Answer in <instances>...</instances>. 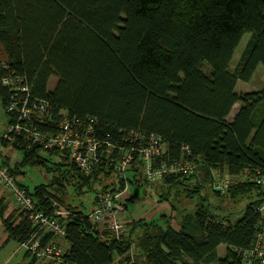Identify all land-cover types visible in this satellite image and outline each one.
<instances>
[{"label":"trees","instance_id":"1","mask_svg":"<svg viewBox=\"0 0 264 264\" xmlns=\"http://www.w3.org/2000/svg\"><path fill=\"white\" fill-rule=\"evenodd\" d=\"M247 33L251 38L231 71L235 50ZM0 46L2 60L28 77L33 96L52 103L55 119L63 110L71 116L96 117L99 138L116 144L112 158L129 145L124 133L138 130L159 134L166 143L155 167L183 158L198 164L192 174L166 175L160 182L169 188L181 185L183 192L195 196L206 188L213 190L215 172H264V88L242 94L236 90L238 80L250 81L264 64V0H0ZM54 77L58 82L50 90ZM10 94L0 87L4 108ZM238 102L241 106L229 120ZM8 146L0 142L1 162L16 177L21 164L48 167L50 158L41 149L14 145L25 154L20 164L10 165L3 153ZM45 153L61 158L56 167H49L54 175L50 183L31 191L18 180L34 196L38 209L48 210L54 199L67 205L50 188L53 184L62 195L71 188L83 194L126 185L118 174L120 183L97 189L93 177L113 174L111 166L100 164L87 177L67 154ZM129 172L130 186L149 184L143 164L135 163ZM164 185L157 188L160 201L169 200L162 192ZM256 189L257 199L235 223L215 213L202 196L191 211L172 204L179 211L180 229L163 214L157 221H134L122 240L101 231L84 208L67 205L72 215L66 221L69 248L62 264H246L244 251L254 243L264 187L238 184L228 191L236 195ZM0 218L9 240L23 244L33 238L35 227L27 212L20 207L8 212L1 195ZM57 238L42 233L39 245L57 243ZM221 245L227 247L225 256L219 255ZM26 255L32 256L28 264L39 259L30 250ZM117 256L123 257L120 262Z\"/></svg>","mask_w":264,"mask_h":264},{"label":"built area","instance_id":"2","mask_svg":"<svg viewBox=\"0 0 264 264\" xmlns=\"http://www.w3.org/2000/svg\"><path fill=\"white\" fill-rule=\"evenodd\" d=\"M0 87L11 92L5 107L9 123L0 142L6 141L12 147L20 146L27 150H55L67 154L87 177L92 175L97 166L105 163L126 179L124 188L96 192L88 214L91 221L101 231L106 230L112 238L122 240L127 235L128 229L122 215L132 198L128 176L135 163L143 164L145 178L151 184L160 182L169 174H192L198 167L189 158L170 165L161 163L159 167H155V162L166 152V143L159 134L146 135L138 130L124 133L123 138L129 145L126 148L120 147L119 155L112 158L116 144L111 139L99 138L96 117L71 116L63 110L59 112V118L55 119L52 103L48 99L33 96V86L28 77L12 69L5 60H0ZM183 150L188 155L191 154L189 146L184 145ZM18 180L10 167L1 162L0 157V191L10 193L12 200L27 212L35 227L33 238L36 239L32 238L22 245L39 259H49L50 264H62L65 254L63 246L51 241L41 248L39 236L48 232L64 238L66 221L72 215V210L58 199L51 201L48 210L38 209L34 196L26 187L19 185ZM238 184L264 187V172L246 168L240 175L226 173L215 177L213 188L224 195ZM257 210L260 221L253 246L244 251L246 264H264V199Z\"/></svg>","mask_w":264,"mask_h":264},{"label":"rangeland","instance_id":"3","mask_svg":"<svg viewBox=\"0 0 264 264\" xmlns=\"http://www.w3.org/2000/svg\"><path fill=\"white\" fill-rule=\"evenodd\" d=\"M251 38V33H247L243 36L239 46L236 48L230 69L231 71H234L236 66L239 63V60L241 58V55ZM5 54L3 53V49L0 46V59H4ZM204 69L208 71V66L204 64ZM58 82L57 78H51L49 82V89L53 90ZM264 88V64H260L251 78L250 81H242L238 80L236 90L238 93H246V92H253V91H260ZM241 103L238 102L230 116L229 120H232L235 116V114L238 112V109L240 108ZM9 123V115L6 113L4 105L2 103V100L0 98V138L5 133V130L7 129ZM4 157H9V163L10 165L15 166L16 164H20L23 160L24 156V150L16 149L12 146L4 147L3 148ZM48 158H50L48 167L46 166H25L22 167V164L20 166V170L18 171L21 174L18 178L19 180H22V183H24L26 186L29 187L31 191L35 189L36 186L41 184H49L52 177L54 178V175L52 172H50V168L56 167L55 162H61V158L57 155H51L47 154L45 152H41ZM8 160V158H5ZM50 167V168H49ZM22 168V169H21ZM223 175L220 172H215V177H219ZM120 176H118V173L114 172L113 174H100V176L97 178L94 176V179H97L96 188L100 189V185H109V184H118L120 183ZM53 182V181H52ZM149 183V182H148ZM195 183H192L190 186L192 187ZM164 185V182H157L155 184H143L142 186L135 187L130 186V191H132V203L130 204V210L134 208L133 202H141L147 201L151 204H163L166 206L165 211L160 213V217L165 214L167 217L173 219L175 216V211L172 208V204L177 206L176 208L178 210L184 211V210H193L195 205H197L198 202H202V198H206V203H208L211 206V209L218 213L221 216H227L230 218L232 223H235L244 213L245 208L248 204L254 202L258 197L259 190H253L250 193L245 194H233V192L226 193L224 195L221 194V196H218L213 190L210 189H204L202 192L198 193V195L194 196V193L191 191L183 192V186L179 185V187H173L169 188L164 185L163 187V193L168 197L169 200L160 201L159 196L157 195V188H160ZM50 188L53 189V191L58 195L62 196L65 200V203L67 205L76 206L78 209H83V211L86 214H89L92 209V204L95 199L96 192L95 190H87L85 188V191L83 194H78L75 191H73V188L69 190L68 193H65L62 195V192H59V188L55 186L54 184L50 186ZM58 189V190H57ZM58 191V192H57ZM203 196V197H202ZM171 200V202H169ZM81 206V207H80ZM163 205L159 208H162ZM179 213V211H176ZM157 213H155L154 216H156ZM142 215V214H141ZM140 215V217H141ZM19 247L18 243H13V245L6 248L5 255L9 254L11 252L12 248ZM225 248V247H222ZM13 249V250H14ZM25 248L20 250L19 253L14 256L12 262L10 264H22V260L25 258Z\"/></svg>","mask_w":264,"mask_h":264},{"label":"crops","instance_id":"4","mask_svg":"<svg viewBox=\"0 0 264 264\" xmlns=\"http://www.w3.org/2000/svg\"><path fill=\"white\" fill-rule=\"evenodd\" d=\"M0 195L2 198H4L5 202L8 205V212H12L13 210L19 208V206L12 200L10 193L8 191L1 190ZM131 203L132 202L129 203L127 210L122 215L123 219L127 225V229H128L127 235L130 234L134 221L143 220L145 222H151V221L160 220L161 219L160 213H162L166 209V206H164V203L163 204L156 203L153 205L151 203H148L147 201L142 200L141 202H137V201L133 202L134 208L132 210H130V206H131L130 204ZM162 205H163V207L159 208ZM155 213H157L156 216H154ZM140 215H141V217H140ZM178 215H179L178 212L175 211V216L172 219L171 223L175 228L180 229ZM161 222L163 223V221H161ZM56 241L58 244L63 246L64 249L67 250L69 248V243L64 238L59 237V238H57ZM14 242L18 243L17 241L9 240V235L6 232L4 222L0 218V264H10L12 262L14 256H16V254L19 253V251L24 249V248H25L26 252H25V256H24L25 258L22 260V264H28L32 260V256L26 255L28 249L20 243H18L19 247H16L15 249L12 248L11 252L9 254L5 255L6 248L13 245ZM222 247H225V248H222ZM218 251H219L220 256H225L226 251H227V247L225 245H221L219 247ZM136 254H137V249L135 248V245H133V247L131 249V256L135 257ZM122 258L123 257H121V256H117L116 262H120ZM34 264H50V260L49 259H45V260L38 259L35 261Z\"/></svg>","mask_w":264,"mask_h":264}]
</instances>
